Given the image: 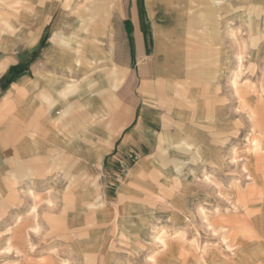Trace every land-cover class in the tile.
<instances>
[{
	"label": "rangeland",
	"instance_id": "1",
	"mask_svg": "<svg viewBox=\"0 0 264 264\" xmlns=\"http://www.w3.org/2000/svg\"><path fill=\"white\" fill-rule=\"evenodd\" d=\"M85 1L91 0H81V3ZM118 1V8L112 7L111 9L114 12L112 20L115 25L112 42L114 60L113 63H110L111 69L114 68L117 72L112 74L110 84L105 85L104 88L107 89L106 94L109 95L108 92H110L112 97L118 90L125 91L128 87H132V92L129 95L122 96L126 100L123 104V118H127L132 113V122L127 126L124 134L112 143V150L105 154L104 162L102 163L101 160L93 162V172H90L89 175H86L83 170L78 172L70 170L68 164L71 161L68 159L56 160L52 158V154L55 153L52 152L54 146L51 144L53 143L47 146L44 142L42 147L29 143L31 147H27L23 140L20 142L9 141L6 144L0 140V148L8 145L13 146L16 151V154L10 155V162L18 161L20 164L15 167V170H11L8 160V164L0 169L3 171L0 177V264H160L159 259L162 256L166 257L163 264H196L199 262L197 258L199 248L210 250V253L220 252L223 257L230 255L233 257L231 253L229 254L230 251L227 252L226 248L221 245V240L214 236L205 225L206 220L204 221V215H201L198 207L204 208L209 219H214L217 213H235L233 204L239 203L241 196L247 192L248 187L253 185L252 180L243 171V167L236 162L233 163L232 157H230L234 151L239 162L247 161V165H250L252 157L258 156V151L252 148L249 143V138L254 135V132L250 115L247 112L250 109L254 110L256 112L254 115L264 118V75L247 74L252 69L251 63L246 57L248 54L251 55L254 50L251 39H249L248 47L243 49V58L241 56L239 59L236 54L239 45H243V41L239 40L238 44H235L234 40L229 37L231 36L230 29L225 26L220 29L218 48L222 49V53L219 54L221 74L217 75L213 82L216 87L214 91L219 94V97L214 99L208 117L202 120L201 125L204 129L199 130L207 137L205 141L209 139L208 142L212 146L216 144L215 152L214 148H211V144L205 147V141L202 143L205 148L204 152H200V149L198 150L194 146L168 148L164 136L174 134L177 127L169 119L171 115L173 117V114L170 115L160 101H153L157 96V79H147V84L143 88L140 74L141 66L143 64L150 66L152 62L151 57L146 54L149 50L141 53V44L139 45L136 36L137 25L143 37L147 34L141 24V4H144L148 16L153 21L155 20L159 26L165 24L171 17V19L176 18L184 24L185 31L192 25L195 32L198 31V34H202L204 23L198 20L201 16L195 9L194 12H188L186 16V1L190 2V0ZM181 1L185 2L181 3ZM200 1L205 3L204 0ZM67 2L70 0H0V95L2 100L10 99L15 81L20 75H32L35 78L43 72L41 64L43 58L49 53L45 52V48L48 42L54 39L58 40L54 34L63 29L60 21L64 16L69 17ZM261 3L264 5V1ZM208 4L212 5L210 0ZM218 5L217 14L222 6V11L226 15L234 16L233 25L237 27L244 23L243 18L250 12L259 9L252 2L236 4L232 0H222ZM121 7L124 9L122 16L119 15ZM210 10L216 11L211 7ZM109 23L113 25L112 22ZM153 30H155V26ZM236 32L239 35L244 34L247 38L250 36L246 30L241 33V30L236 28ZM75 33H79V30ZM190 33H182L185 38L182 41L183 45L179 54H184V56H180L184 59L186 53L191 49L189 43L192 40H196L195 43H197L198 36ZM154 34V40H151L149 34L146 35V38L149 47L156 49V38L161 40L162 37L159 32ZM263 41L264 35L259 44H262ZM108 43L109 39L105 37L106 50H108ZM261 57L256 56L254 60V67L256 71L260 72L264 70V59ZM51 60L54 58L51 57ZM238 60L239 63L241 62L240 64L237 63ZM48 64L50 65V63ZM50 68L52 69L53 66ZM59 68L55 70H59ZM135 73L138 74V83L131 81V75H135ZM235 73L239 74L237 94L233 93L230 84V79ZM114 80L116 81L114 82ZM114 84H117V87ZM27 87L30 94L37 93L41 89V87H36L33 82H29ZM250 97L253 98L251 102L249 101ZM130 101H133V107H131ZM237 101L239 106L231 108V105ZM2 109L4 108L0 105V110ZM232 109H236V113L233 110L234 113L231 116ZM182 111L180 116L189 115L188 109L184 106ZM218 115L220 116L218 117ZM7 116H10L9 113ZM139 122L142 125L141 128L138 127ZM1 126L2 124H0ZM218 126L221 127L218 128ZM132 129L137 130L136 148L139 150L131 159L129 157L131 151L125 149L122 152V158H120L117 155L119 153L118 146L123 143L124 135ZM82 135L79 136L81 139H83ZM186 135L189 137L190 134L187 132ZM26 138V142L31 141V137L26 136ZM215 138L216 140H214ZM196 149L200 154L193 155L192 152ZM99 155L98 153L95 157L98 158ZM116 157L119 159H115ZM185 157L192 159L189 161L191 162L189 167L194 165L205 167L207 162L209 164L203 177V171L198 173L199 177L196 181L199 183L197 186L200 194L194 203H191L190 212L186 207L183 208L178 204L175 206L172 202L143 201L141 194H137L136 201L128 199L132 191L136 190V184L135 182L132 184L131 181L128 183L127 178L131 175L134 167L138 166L140 160L145 159L148 164L139 165L137 170L150 173L163 168V166L174 169L173 158H179L180 162H185ZM194 171L197 174V171ZM172 172L173 170L168 172L169 182L174 177ZM205 174L211 175L213 182L209 183L210 185L203 182ZM78 176L79 178H75ZM30 178L33 179L30 180ZM72 179L74 180L71 182ZM229 180H232L231 183ZM214 181L218 182L219 186L216 187L213 184ZM233 181L234 183H232ZM28 183H34L32 187L36 191V198L42 202L41 217L37 207L36 212L29 211L30 213H27L31 200L25 204H16L17 189L22 186L27 187ZM190 183L192 184V181ZM85 184L93 190L89 201L92 203L104 201V205L90 206L87 204L86 188L83 187ZM232 184L235 187H232ZM188 185L186 184L185 188L183 186V192L180 193L193 199L194 194ZM211 189L214 190V194ZM74 191H78V202L76 208L72 210L75 202L73 204L68 202L65 206L64 200L71 198L76 201ZM49 197L56 203L53 210L47 208ZM217 209L221 212H218ZM17 214L22 217L18 222L17 217L15 218ZM185 214L187 216L186 219L184 218L185 220L177 218L181 215L185 216ZM262 214L264 216V209L256 210L253 217H262ZM38 224H42V226L40 225L41 231L36 233L33 228ZM8 228L10 229L6 231ZM158 233L163 236L167 244L165 249L153 237ZM204 246L206 247L204 248ZM234 252L236 257H234V261L236 262L241 254ZM150 255H155V263L150 260ZM260 261L255 260L252 264L260 263Z\"/></svg>",
	"mask_w": 264,
	"mask_h": 264
},
{
	"label": "crops",
	"instance_id": "2",
	"mask_svg": "<svg viewBox=\"0 0 264 264\" xmlns=\"http://www.w3.org/2000/svg\"><path fill=\"white\" fill-rule=\"evenodd\" d=\"M208 1L204 0V4L200 0L198 2L197 0L186 1V16L188 12H194V9L201 16L198 20L204 23L202 34H198V31L195 32L192 25L190 29L185 31L184 24L176 18L171 19V17L167 19L165 24H162L163 26H159L155 20L153 21L148 16L144 4H141L142 28L151 36V40H154L155 32H159L162 37L161 40L156 38V49L149 47L147 34L143 37L139 26L136 27V36L139 45L141 44V53L149 50L146 54L152 60L150 66L143 64L140 68L143 88L147 84V79H157V96L153 101H160L161 105L166 107V111L170 115L173 114V117L171 115L169 119L177 126L174 134L164 136L168 148L172 146H194V148L200 149V152L205 151L202 143L207 137L199 130L204 129L201 125L202 120L208 117L214 99L219 97V94L214 91L216 87L213 82H215L216 76L221 74L219 54L222 53V49L218 46L220 44V29L223 26L230 29L231 36L229 37L234 40L235 44H238L239 40L243 41V45H239L238 53L236 52L237 58L239 55L243 58V49L248 47L249 39H251L254 50L251 55L248 54L246 57H248L252 69L247 74L252 76L254 74L264 75V70L262 72L256 71L254 67L256 56H262L261 59H264V41L259 44L264 35V5L261 3L264 0H232L236 4L252 2L255 7H259V9L253 10L244 17V23L239 27L233 25L234 16L229 17L226 15L222 11V6H220L221 10L217 14V11H219L218 4L222 0H210L214 6L208 4ZM183 2L185 1H181V3ZM118 3V0H91L82 3L81 0H70V2H67L69 17L64 16L63 20L60 21L63 29L54 34L58 40L54 39L48 42L45 48V52L49 53L43 58L41 64L43 72L35 78L32 75H20L12 89V98L2 100L0 95V105L4 108L0 110V124H2L0 127V140L3 143L23 140L27 147H31L29 143H33L37 147L44 146V142L47 146L53 143L51 144L54 146L52 152L55 153L52 154V158L56 160L68 159L71 161L68 164L70 170L73 169L77 172L83 170L86 175L93 172L92 164L95 160L104 162L105 154L112 150V143L124 134L133 118L132 113L127 118H123L122 115L123 104L126 101L122 96L124 94L129 95L132 92V87H128L125 91L118 90L112 97L110 92H108L109 95L106 94L107 89L104 88L105 85L110 84L112 74L117 72L116 69H111L110 63H113L114 60L112 42L113 27L115 25L112 20L114 12L111 9L112 7L118 8ZM166 6L168 7L167 4ZM210 7L216 11H211ZM123 11L124 9L121 7L119 10L120 16H122ZM109 22H112L113 25ZM154 26L155 30H153ZM236 28H239L241 33L244 30L249 32V38L244 34L239 35ZM78 30L79 33L76 34L75 32ZM183 32H191V35L198 36L197 43H195L196 40L189 43L191 49L186 53L185 59L180 57L184 54H179L183 45L182 41L185 38ZM105 37L109 39L108 50L105 46ZM175 53H178V55H175ZM51 57L54 60H51ZM237 63H239V60ZM51 66H53L52 69ZM58 67H60L59 70H55ZM131 77V81L138 83L137 73L131 75ZM29 82L35 83L36 87H41V89L37 93L30 94L27 91ZM114 86L117 87V84H114ZM238 104V101L235 102L234 105H231V108L236 107ZM130 105L133 107V101H130ZM183 106L188 109L189 115L182 117L180 115L183 112ZM225 106L229 107L228 105ZM233 110L230 111L231 116L234 112L236 113ZM7 113H9V117ZM67 115L68 118H66ZM177 117H179L178 120H176ZM138 127H142L140 122ZM220 127L218 126V128ZM187 132L190 134L189 137L186 135ZM81 134H83V139L79 137ZM137 135L136 129H132L124 135L123 143L117 149L119 151L117 155L120 158H122V152L125 149L131 151L129 156L131 159L139 150L136 148ZM26 136L31 137L30 142L25 141ZM189 140L193 143H190ZM208 140L205 141V147L211 144ZM211 148H214L215 152L216 144L214 146L211 144ZM198 150H194L193 155L200 154ZM98 153L100 155L96 158L95 156ZM13 154H16L13 146L7 145L0 148V169L8 164V160ZM115 159L118 160L119 158L116 157ZM173 159L175 161L174 169L163 166V168L155 169L156 171L150 173L137 170L139 165L145 166L148 164L147 160H140L138 166L134 167L131 175L127 178L128 183L131 181L132 184L134 182L136 184V188L134 184L136 190L132 191L128 199L136 201L137 194H141L143 201L151 203L165 201L178 205L194 203V200L200 194L197 186L199 183L196 181L198 173L203 171V177L209 164L206 161L207 165L205 167L190 166L192 170L189 167L191 162H188L192 160L191 157L187 159L185 157V162H180L179 158ZM209 159L212 160L211 157ZM19 165L18 161L10 162L9 160L8 166L11 170H15V167ZM170 170H173L172 176L174 177L169 182L168 172ZM194 170L197 171V178L195 177L192 180L191 173ZM1 174H3V171L0 170V177ZM75 178H79V176ZM32 179L30 178V180ZM186 184H189V189L194 194L193 199L180 193L183 192L182 188L183 186L185 188ZM32 186H34V183H28L27 187L22 186L17 189L16 204H25V202L31 200L27 213H30L29 211L33 205L37 206L40 213L42 202L36 198L37 194ZM83 187L86 188L87 204L90 206L105 204L104 201L94 203L89 201L93 190L86 184ZM203 187L205 186L203 185ZM31 191L34 193L33 196L29 194ZM75 194L76 201L71 198L64 200L65 206L68 202L70 204L75 202L72 210L76 208L78 202V191H74ZM160 195L166 198L165 201L156 200ZM55 205L54 200L49 197L47 208L53 210ZM18 215L21 217L20 214H17L15 218Z\"/></svg>",
	"mask_w": 264,
	"mask_h": 264
},
{
	"label": "bare ground",
	"instance_id": "3",
	"mask_svg": "<svg viewBox=\"0 0 264 264\" xmlns=\"http://www.w3.org/2000/svg\"><path fill=\"white\" fill-rule=\"evenodd\" d=\"M240 58H241V56L239 55V59ZM233 73H234V71H233ZM238 76H239V74L235 73L234 75H232V77L230 79V82H231L230 84L233 88L234 94H237V92H238V84H237ZM251 100H253V98L250 97L249 101L251 102ZM238 106H239V104H238ZM247 114L250 115V121H251V125H253L252 127H253V132H254L253 133L254 135L251 138H249V143L252 145V148H255V150L258 151L257 152L258 156L254 155V157H252V159H251L252 161L250 160V163H251L250 165L249 164L247 165V161L239 162L240 160L237 159V156L235 155L234 151H232V156H230V157H232L231 160L233 163L236 162L238 165L240 164L243 167V171H245L246 175L249 177V179L252 180L253 185L251 187H248L247 192H245V194H243L241 196L239 203L233 204L235 207V209H234L235 213L234 212L233 213H230V212L229 213H224V212L223 213H217L216 217L214 219H209L208 218L209 216L207 217L206 212L204 211V208L201 206L198 207V210L201 213V215H204L203 216L204 221L206 220L205 225L209 228V230L212 232V234L214 236H217L218 239L221 240V245H223L226 248L227 252L230 251L229 254L231 253L233 255V257H230L231 255L229 257H223L220 252L214 251V252L210 253L209 252L210 250L209 251L206 249L201 250L199 248L198 249V257H197L199 262H197L196 264H199V263L200 264H252L255 260H257V261L261 260L260 263H257V264H264V216L262 214V217L261 216L260 217H253L256 210L264 209V118L260 115H257V116L254 115V114H256V112H254V110H251V109L249 112H247ZM179 143H181V142H179ZM190 143H193V142L190 141ZM237 168H238V166H237ZM207 172H209V171H207ZM191 174H192V180H193L196 176V173H195V171H192ZM210 176L208 174H205V178L203 179V182L205 184H209V183L213 182V180L211 179ZM232 180H229L230 183ZM219 183H220V181H219ZM232 183H234V181ZM213 184H215L216 187L219 186L218 182H216V181H214ZM216 187H215V189H217ZM232 187H235V186L233 185ZM210 188H212V187H210ZM212 193L213 194L215 193L214 190H212ZM29 194L31 196L34 195V193L32 191ZM229 198H231V197H229ZM157 199L161 200V201H165L166 198L164 196L160 195V196H158ZM228 200H230V199H228ZM165 202H169V201H165ZM180 205L185 206L187 211L191 210V206H192L191 203L180 204ZM175 206H177V205H175ZM36 207H37L36 205L31 206L30 211L36 212ZM185 207H183V208H185ZM188 208H190V209H188ZM217 211H218V209H217ZM213 212H214V210H213ZM210 214H212V213L210 212ZM35 216H34V218H35ZM186 217L187 216L185 214V216L181 215V216H178L177 218L185 220ZM19 220H20V216L18 215L17 216V222ZM204 221H202V222H204ZM35 224H36V222H35ZM40 225L42 226V224H40ZM40 225L38 224L36 227L33 228V230L36 233H39L41 231ZM9 229L10 228H8L6 231H8ZM153 237H154L155 241L159 242L162 245L163 248L165 246H167L163 236L160 235L159 233L157 235H154ZM205 247L206 246H204V248ZM199 250H201V251L199 252ZM234 251H236L237 254L239 252L241 254L237 258L238 260L236 259V262L234 261V257H235ZM149 257H150V260L155 263V261H156L155 255H150ZM165 258H166L165 256H162L159 259L160 264L164 263ZM65 262H67V261H65Z\"/></svg>",
	"mask_w": 264,
	"mask_h": 264
}]
</instances>
